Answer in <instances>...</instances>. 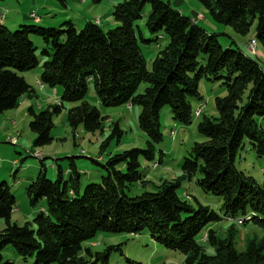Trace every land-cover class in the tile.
I'll list each match as a JSON object with an SVG mask.
<instances>
[{
    "label": "trees",
    "instance_id": "obj_1",
    "mask_svg": "<svg viewBox=\"0 0 264 264\" xmlns=\"http://www.w3.org/2000/svg\"><path fill=\"white\" fill-rule=\"evenodd\" d=\"M56 1L66 7L67 0ZM91 1L98 4L103 0ZM197 1L215 23L231 27L238 35H247L255 24V38L264 49V0ZM113 18L120 26L106 32L94 22L80 31L70 21L63 24L64 29L23 23L31 25H20L14 32L0 24V114L34 93L19 74L36 68L43 59L41 89L61 87L58 104L38 113L28 109L29 128L35 135L33 148L50 143L53 116L65 109L64 104H76L66 111V126L71 131L79 126L88 133L103 131L99 111L85 101L89 84L103 107L130 104L139 109L137 122L148 145L146 150L114 154L102 164L94 160L103 176L82 192L74 158H66L67 169L57 166L55 181L40 171L24 191L29 206H40V210L23 226L10 222L16 202L10 187L1 182L0 219L5 226L0 231V251L12 247L24 261L34 257V264H107L108 250L92 253L83 244L99 232H147L155 243L181 254L184 264H264V240L247 242L243 251L234 248L235 224L264 232V185L235 166L245 142L264 161V127L260 124L264 121L263 69L240 49L219 45L216 35L206 33L170 1L124 0L114 7ZM139 20L154 40L143 39ZM33 36L46 46L41 60ZM162 36L167 45L148 70L140 43H156ZM203 78L221 82L226 91L225 96L214 99L217 115L204 116L197 125L205 140L190 149L180 179L130 197V187L144 183L140 160H152L153 147L161 141V111L167 107L173 121L189 125L197 111L191 102L202 100L198 85ZM142 83L148 86L138 94ZM120 132L115 125L113 133ZM180 180L216 197L220 212L196 199L191 201L185 193L180 195ZM221 222L231 223L224 238L208 229ZM199 234H204L203 243L212 254L196 240ZM0 264L12 263L0 256Z\"/></svg>",
    "mask_w": 264,
    "mask_h": 264
},
{
    "label": "rangeland",
    "instance_id": "obj_2",
    "mask_svg": "<svg viewBox=\"0 0 264 264\" xmlns=\"http://www.w3.org/2000/svg\"><path fill=\"white\" fill-rule=\"evenodd\" d=\"M123 1L103 0L98 4H93L91 0H67L66 7H63L56 0H0V13H4L7 19L14 18L7 21L14 26H5L10 32L16 31L20 25H31L23 23L28 21L32 23L31 19H28V14L31 12V15L36 11H39V15H36L44 20V24L40 23L44 28L64 29L63 24L70 21L77 31H80L86 23L94 22L106 32L120 26V23L113 18V11L114 7ZM163 1H170L175 9L191 21L202 17V20L197 21L198 26L209 35H216L215 39L219 45L224 48L229 46L232 49H240L264 71V49L255 38V24L251 26L247 35L241 36L231 27L215 23L209 12L197 0ZM31 2L34 3L32 7ZM137 25L144 40L155 39L146 31L143 20H139ZM32 41L37 47L36 56L38 60H41V51L46 46L37 37L33 36ZM251 41H255L254 52L248 48ZM166 45L167 39L164 36L156 43H140L148 70L151 68L152 61ZM43 60L39 61V65L31 71L19 74L35 90L37 97L22 101L13 110L0 114V183L4 180L14 194L16 204L11 213L10 222L18 226L32 221L40 210V206L30 207L24 194L25 189L40 171H44L47 179L55 181L57 166H61L63 170L67 169L69 161L66 158H74L75 166L80 174L79 188L82 192L88 184L99 183L103 176L101 168L93 163L94 160L98 161L101 158L102 161L98 163L102 164L114 154L148 148L147 138L137 122L139 109L131 107L132 109L129 110L127 105L103 107L98 101L92 84L88 85L85 101L99 111L103 118V131L88 133L83 126H79L75 132L71 131L66 126V111L76 104H64L65 109L53 116L50 143L40 148H33L35 135L29 128L32 119L28 109L31 107L35 113L46 110L49 105L59 103L55 95L60 96L61 93L59 86L45 87L44 91L41 90L38 79L42 72ZM147 86L142 83L137 93H143ZM198 88L202 100H193L191 105L194 111H200L201 116L199 118L194 116L189 125L173 121L167 107L161 111L159 116L161 141L153 147L152 160H140L144 183L138 182L132 185L128 191L130 197L139 196L144 192H153L162 182H173L180 179V168L190 149L195 143L205 140L198 134L197 125L204 116L215 117L217 115L214 99L225 96L226 91L221 82L210 83L204 78L199 82ZM260 124L264 127V121L261 120ZM115 125L121 131L119 135L113 133ZM102 144L103 148H101ZM34 153H40L45 158L43 163L34 157ZM13 161L16 165H12ZM235 166L245 175L252 177L259 185H264V161L256 157L247 142L238 152ZM180 181V195L185 193L191 196V201L196 199L210 210L220 212V202L216 197L203 193L193 183ZM230 224L228 222L216 223L210 225L208 229H213L218 237L224 238ZM4 226V220L0 219V231ZM235 230L237 236H235L234 248L237 251H243L249 241L262 243L264 240V232L250 225L241 227L235 224ZM204 234H199L196 240L210 255L213 250L203 243ZM83 246L89 248L92 253H103L108 250L107 264H184L181 254L155 243L147 232L139 235L99 232ZM0 256L3 261L12 264H34L35 262L34 257L22 260L12 247L0 251Z\"/></svg>",
    "mask_w": 264,
    "mask_h": 264
},
{
    "label": "crops",
    "instance_id": "obj_3",
    "mask_svg": "<svg viewBox=\"0 0 264 264\" xmlns=\"http://www.w3.org/2000/svg\"><path fill=\"white\" fill-rule=\"evenodd\" d=\"M33 4H34V3L31 2V3H30V6L32 7ZM32 12H33V11H32ZM30 13H31V12H29V14H28V19H31L32 23H37V22H39V23H43V24H44V20H41V18H40L39 16L36 15V14L39 15V11H36V12L34 13L35 16H37V18L39 17L37 22H34L33 19L30 18V16H29ZM13 19H14V18H10V17L7 19V17H5L4 20H3V23H2V24L5 25L6 27L14 26L13 24L7 22V21H11V20H13ZM5 21H6L8 24H7ZM17 22H18V21H16V23H17ZM16 23H15V24H16ZM20 23H21V22H20ZM20 23H18V24H20ZM24 23H30V22L28 21V22H24ZM38 82H39V79H38ZM44 89H45V88H43V89H41V90L44 91ZM33 97H37V95H36V93H35V90H34V93L32 92L31 95H30L29 97L24 96L23 99L20 101L19 105L22 103V101H25V100H28V99H32ZM55 97L57 98V100L59 99V95H58V94H56ZM131 109H132V108H131ZM39 154H40V153H39ZM41 156H42V155H41ZM42 157H43V156H42ZM98 160H99V161H102L101 158H99ZM3 181H4V180H3ZM6 184H7V183H6ZM7 185H8V184H7ZM12 193H13V192H12ZM13 195H14V194H13ZM42 209H43V208H42Z\"/></svg>",
    "mask_w": 264,
    "mask_h": 264
},
{
    "label": "built area",
    "instance_id": "obj_4",
    "mask_svg": "<svg viewBox=\"0 0 264 264\" xmlns=\"http://www.w3.org/2000/svg\"><path fill=\"white\" fill-rule=\"evenodd\" d=\"M4 17H5V14H4V13H0V24L3 23ZM30 18H32L33 21H35V22L38 21V18H37V16H35L34 13L30 15ZM200 20H201L200 17H197V19H196L194 22L196 23L197 21H200ZM248 48H249V50H250L251 52H254V50H255V48H253L252 45H251V46H248ZM127 108L130 110V109H131V105L128 104V105H127ZM198 114H199V110H197V111L195 112V115H196V116H197ZM33 155H34V157L37 158L38 160H41V159L43 158V157L36 156L35 154H33ZM12 165H16V162L13 161V162H12Z\"/></svg>",
    "mask_w": 264,
    "mask_h": 264
},
{
    "label": "bare ground",
    "instance_id": "obj_5",
    "mask_svg": "<svg viewBox=\"0 0 264 264\" xmlns=\"http://www.w3.org/2000/svg\"><path fill=\"white\" fill-rule=\"evenodd\" d=\"M200 19L202 20L203 18L202 17H200ZM35 22V21H34ZM253 46V48H255V41H251L250 43H249V45L248 46ZM36 156H39V157H42L41 156V154H39V153H34ZM155 168V166L153 167V169ZM205 239V236H203V240Z\"/></svg>",
    "mask_w": 264,
    "mask_h": 264
}]
</instances>
